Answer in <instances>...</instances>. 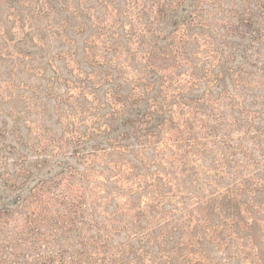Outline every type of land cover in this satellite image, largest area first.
<instances>
[{
    "label": "rangeland",
    "instance_id": "1",
    "mask_svg": "<svg viewBox=\"0 0 264 264\" xmlns=\"http://www.w3.org/2000/svg\"><path fill=\"white\" fill-rule=\"evenodd\" d=\"M0 264H264V0H0Z\"/></svg>",
    "mask_w": 264,
    "mask_h": 264
},
{
    "label": "trees",
    "instance_id": "2",
    "mask_svg": "<svg viewBox=\"0 0 264 264\" xmlns=\"http://www.w3.org/2000/svg\"><path fill=\"white\" fill-rule=\"evenodd\" d=\"M148 96H149V94H144V97L146 98V100H147V99H151L152 102H153L154 105H155V106H154V110H153V114L156 115V116H155V120H157L156 125H159V123H161V122H159V116H157V113L161 111L162 106H160V104H158V103L156 102V100H155L156 98H154L153 96H152V97H148ZM148 111H149V110H148V107H146V109L144 110L142 116H141L140 119L138 120V122H142V123H144L145 126L148 124V121L151 120V117H152V115H150V114L148 113ZM147 119H148V120H147ZM153 120H154V119H153ZM150 128H151V127H149V130H148L147 132H149V133H153V132H151ZM252 191H253V192H257V189H256V188H252ZM163 195H164V194H162L161 196H163ZM73 204H74V205H73L74 207H78L79 202H78L77 205L75 204V202H73ZM256 205L259 207L261 204L256 203ZM226 206H227V207H226L227 210H228V209H230V210H229V212H227L225 215L230 214L231 216H227V217H230L234 224H239V223H240V220H239V212H236V211H235L236 207H235L233 204H230V203H228ZM3 210L5 211V208H1V211H3ZM101 243H102V244H100V245H102L101 248H105L106 243H103V242H101Z\"/></svg>",
    "mask_w": 264,
    "mask_h": 264
}]
</instances>
